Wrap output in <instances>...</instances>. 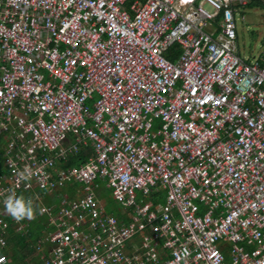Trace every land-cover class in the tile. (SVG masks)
Listing matches in <instances>:
<instances>
[{"label":"built area","instance_id":"1","mask_svg":"<svg viewBox=\"0 0 264 264\" xmlns=\"http://www.w3.org/2000/svg\"><path fill=\"white\" fill-rule=\"evenodd\" d=\"M249 3L0 0V264L12 192L47 220L41 264H264V45L248 61L237 43ZM81 145L94 155L62 167Z\"/></svg>","mask_w":264,"mask_h":264},{"label":"rangeland","instance_id":"2","mask_svg":"<svg viewBox=\"0 0 264 264\" xmlns=\"http://www.w3.org/2000/svg\"><path fill=\"white\" fill-rule=\"evenodd\" d=\"M208 8L212 10L209 6ZM242 16H244L245 19H242ZM236 24L238 36L237 43L240 57L248 61L260 57L264 44V8H245L240 15L236 16ZM38 197L41 204L44 206L52 205L51 203H55L57 200L40 192H38ZM105 198L107 204L106 210L109 213H113L115 216H119L123 211L120 207V203L114 200L112 190L105 192ZM38 217L40 218V216ZM38 217H36L35 213V218L32 219L33 222L29 228L31 229L33 241H38L40 238L44 237L42 235L45 226L42 225L40 221H37ZM38 235L39 238H36Z\"/></svg>","mask_w":264,"mask_h":264},{"label":"trees","instance_id":"3","mask_svg":"<svg viewBox=\"0 0 264 264\" xmlns=\"http://www.w3.org/2000/svg\"><path fill=\"white\" fill-rule=\"evenodd\" d=\"M253 7L264 8V0H250V3L248 4V6H246V8H253ZM175 56L176 54L173 53L172 51H169L167 53V57L171 60H174L176 58ZM8 140L9 138H7L6 135L0 134V167L2 166V162H3V157H2L3 147L4 145H6ZM91 154H92V151L90 149L86 150V148H82L78 154L72 155L70 157V161L68 162V165L69 166L81 165L82 163L86 161V158L90 156ZM98 198L102 200L105 206H107L104 191L98 190ZM143 199L154 203L153 201H151L152 200L151 198L143 197ZM34 211H35L34 213H36V217H38L39 215L37 214V209L34 208ZM124 214L125 212L123 211L122 213H120L118 217H122V215ZM7 218L9 222H12L11 217H7ZM43 219L45 218L38 217L37 221L42 222ZM130 219L131 217H129V219L127 218L126 221L128 220L127 222H129ZM44 221H46V219ZM21 223H26V219L21 220ZM14 229L15 227H11L9 231V235L7 236L8 246L11 247V257H10L9 264H18L20 260H25L29 258H31L32 260L39 258L38 257L39 255L37 256L38 253H36L37 250L35 247L37 240L36 241L32 240L33 237L31 234V229H29L28 233H24V234L16 233ZM36 238H39V235Z\"/></svg>","mask_w":264,"mask_h":264},{"label":"crops","instance_id":"4","mask_svg":"<svg viewBox=\"0 0 264 264\" xmlns=\"http://www.w3.org/2000/svg\"><path fill=\"white\" fill-rule=\"evenodd\" d=\"M264 45V44H263ZM176 58H177V55L175 56ZM175 58V59H176ZM174 59V60H175ZM4 147H5V145H4ZM4 147H3V152H4ZM82 148H86V150L87 149H90L91 151H92V154L90 155V156H92V155H94V150H93V148H92V146H90V145H88V146H86V145H81L80 146V148H79V152L81 151V149ZM78 152V153H79ZM78 153H74V154H72V155H76V154H78ZM71 155V156H72ZM70 156V157H71ZM2 157H3V154H2ZM89 157V156H88ZM87 157V158H88ZM87 158H86V160H87ZM70 161V158H69V160L68 161H66V162H64L63 164H62V167H69V165H68V162ZM83 164V163H82ZM81 164V165H82ZM74 166H80V165H74ZM2 167H3V162H2V166L0 167V169H2ZM71 167V166H70ZM98 190L99 191H104V193L106 192V191H108V190H110V189H107V188H105V187H101L100 189H97L96 190V195L98 196ZM34 195V193H23V195H21L22 197H24L26 200H27V198H29V197H31V196H33ZM69 196V197H74L75 195L71 192V190L70 189H68L67 187L66 188H64V189H60L59 191H57L56 193H54V194H48V195H46V196H50V197H52V199H57L56 200V202L55 203H51L52 205L51 206H54V205H56V204H60V199L63 197V196ZM140 197L141 196H139V199H140ZM101 200V199H100ZM101 202H102V200H101ZM103 203V202H102ZM104 204V203H103ZM48 206H50V205H48ZM37 207L38 206H33V208H35V209H37ZM106 207V206H105ZM124 211V210H123ZM35 212V211H34ZM37 212H38V209H37ZM125 212V211H124ZM125 214H126V212H125ZM124 214V215H125ZM124 215H122V217L124 216ZM7 217H11L10 215H8ZM122 217H120V218H122ZM12 218V217H11ZM42 218H44V217H42ZM26 219V218H25ZM45 219H43L42 220V225H43V223H44V225H45V223L47 222V220L46 221H44ZM131 221V220H130ZM129 221V222H130ZM33 222V220H28V219H26V223H21V221H16L14 218H12V227H15V232L16 233H28V231H29V228H30V226H31V223ZM17 224H23L25 227H26V231H24V232H17L16 231V227H17ZM8 236V235H7ZM138 240V239H137ZM7 241H8V238H7ZM38 242V241H37ZM36 242V243H37ZM9 247V246H8ZM36 253H38L37 254V256L39 257V258H36L35 260H32L31 258H29V259H25V260H20V262L18 263V264H41V261H40V253L41 252H39V251H36ZM10 257H11V247H9V250H8V263L7 264H9L10 263Z\"/></svg>","mask_w":264,"mask_h":264},{"label":"clouds","instance_id":"5","mask_svg":"<svg viewBox=\"0 0 264 264\" xmlns=\"http://www.w3.org/2000/svg\"><path fill=\"white\" fill-rule=\"evenodd\" d=\"M27 172L28 170L25 169ZM4 205L7 213L14 218L16 221H21L23 219L32 220L35 218L33 203L31 199L26 200L24 197H18L15 192L9 194L4 200ZM190 253L187 250H184V257H187ZM179 260L180 257L178 256ZM175 264V262H172Z\"/></svg>","mask_w":264,"mask_h":264}]
</instances>
